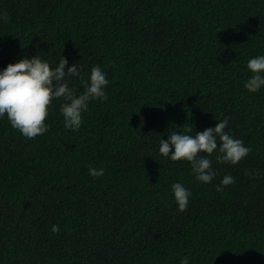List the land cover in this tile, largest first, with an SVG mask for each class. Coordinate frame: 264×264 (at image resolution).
<instances>
[{"label":"trees","instance_id":"16d2710c","mask_svg":"<svg viewBox=\"0 0 264 264\" xmlns=\"http://www.w3.org/2000/svg\"><path fill=\"white\" fill-rule=\"evenodd\" d=\"M0 12V70L62 57L80 69L77 97L93 65L110 81L75 134L58 101L34 139L0 119V264H264V88H244L264 55V0H0ZM224 118L251 152L235 165L214 152L211 183L159 153L167 133ZM224 175L235 181L217 191ZM176 182L192 193L184 212Z\"/></svg>","mask_w":264,"mask_h":264},{"label":"clouds","instance_id":"9594fccd","mask_svg":"<svg viewBox=\"0 0 264 264\" xmlns=\"http://www.w3.org/2000/svg\"><path fill=\"white\" fill-rule=\"evenodd\" d=\"M9 17L6 12H0V22L7 23ZM55 67H50L48 61L38 55L30 58L24 57L14 63L8 64L0 70V119L7 117L11 127L28 139L48 132L45 123L49 115V106L53 101L60 102L58 116L61 118L65 133L75 134L83 124V113L88 111L90 102L107 100L106 87L110 81L107 74L99 65H93L87 77V83H80L83 89L78 97L70 90L67 81L80 82V69L67 68L65 60L61 57ZM247 70L252 75L244 83V88L256 93L264 88V55L250 58ZM229 118L217 120L214 127L192 134V126L184 132L172 131L167 133V139H160L159 153L172 161L190 162L192 174L195 179L209 184L217 173L208 158L214 152L219 163L237 164L245 158L251 148L244 145L241 139H236L225 131ZM202 153L203 155H198ZM89 175L93 178L102 177L103 168L89 166ZM235 178L224 175L217 191L234 183ZM173 199L177 211L184 212L189 205L191 191L182 183L171 185ZM51 233L59 231L58 226L51 228ZM180 264H190L188 257H182Z\"/></svg>","mask_w":264,"mask_h":264}]
</instances>
